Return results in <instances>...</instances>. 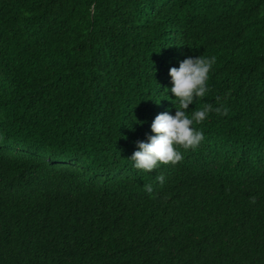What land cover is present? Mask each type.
<instances>
[{
  "label": "trees",
  "instance_id": "1",
  "mask_svg": "<svg viewBox=\"0 0 264 264\" xmlns=\"http://www.w3.org/2000/svg\"><path fill=\"white\" fill-rule=\"evenodd\" d=\"M0 264H264V0H0Z\"/></svg>",
  "mask_w": 264,
  "mask_h": 264
}]
</instances>
